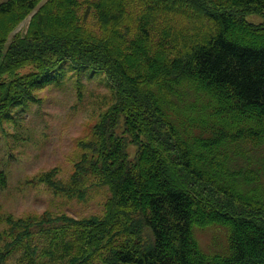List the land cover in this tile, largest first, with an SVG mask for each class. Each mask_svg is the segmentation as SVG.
Returning <instances> with one entry per match:
<instances>
[{"label": "trees", "instance_id": "16d2710c", "mask_svg": "<svg viewBox=\"0 0 264 264\" xmlns=\"http://www.w3.org/2000/svg\"><path fill=\"white\" fill-rule=\"evenodd\" d=\"M247 9L264 0L0 2V123L20 126L13 107L58 71L102 73L109 92L68 177L27 180L69 199L105 187L101 213H0V264H264V195L234 183L260 173L228 170L218 150L237 125L264 150V23ZM205 225L227 229L224 250L198 245Z\"/></svg>", "mask_w": 264, "mask_h": 264}, {"label": "rangeland", "instance_id": "374dc122", "mask_svg": "<svg viewBox=\"0 0 264 264\" xmlns=\"http://www.w3.org/2000/svg\"><path fill=\"white\" fill-rule=\"evenodd\" d=\"M2 1L5 0H0ZM244 18L253 24L264 23V14L248 9ZM27 22L28 17L14 32L24 30ZM185 26V32L192 33L197 29V26ZM71 71L66 72V77L65 74L56 72L54 83L38 90L30 104L19 103L13 107L17 114H23L19 121L20 126L7 125V120L0 123V169L7 178L6 186L0 190V213L16 217L44 210L65 212L73 217L101 213L107 195L105 187L94 188L85 199H69L51 194L43 184L27 182L33 175L54 166L59 170L57 176L66 179L79 153L77 138L83 136L89 127L100 119L109 102L107 81L102 73H91L90 69L77 68H72ZM81 75L83 76L77 84L76 76ZM193 98V95L188 97L189 100ZM243 127L245 126L237 125L230 128L232 139L218 150L225 156L228 170L259 171L255 182L245 183L242 179L235 180L234 183L243 192L254 191L264 195V174L258 166L253 165L261 155L264 156V150L255 151L251 147L252 142L246 141L249 138L242 140L233 135L236 134L235 130ZM133 154L134 151L131 150L130 157ZM193 233L203 250H224L227 235L225 227L196 226Z\"/></svg>", "mask_w": 264, "mask_h": 264}]
</instances>
